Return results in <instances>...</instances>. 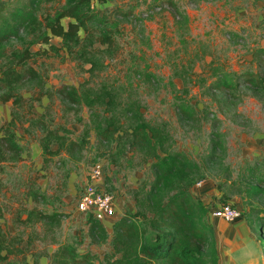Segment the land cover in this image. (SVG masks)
<instances>
[{"label": "rangeland", "instance_id": "374dc122", "mask_svg": "<svg viewBox=\"0 0 264 264\" xmlns=\"http://www.w3.org/2000/svg\"><path fill=\"white\" fill-rule=\"evenodd\" d=\"M64 1L44 2L43 9ZM94 6L120 21L117 54L92 71L63 47L33 44V50H48L28 59L44 87L29 82L19 102H0V133L13 120L22 147L18 158L0 161V264H51L53 251L68 241L81 253L113 252L114 223L147 205L156 158L125 145L126 136L99 139L94 125L113 120L118 136L131 129L137 110L162 130L159 153L180 151L195 160L219 194H230L227 201L242 209L264 245V0H107ZM52 42L61 46L62 38ZM23 47L16 36L4 42L0 67ZM222 81L232 84L219 86ZM68 85L77 86L81 104L64 97L60 89ZM97 97L101 102L93 107L86 101ZM186 104L193 117L181 109ZM44 138L59 152L45 154ZM98 163L102 187L117 202L116 214L103 222L106 241L93 228L96 218L77 206ZM163 230L149 226L146 241L156 243Z\"/></svg>", "mask_w": 264, "mask_h": 264}, {"label": "trees", "instance_id": "16d2710c", "mask_svg": "<svg viewBox=\"0 0 264 264\" xmlns=\"http://www.w3.org/2000/svg\"><path fill=\"white\" fill-rule=\"evenodd\" d=\"M51 1L0 0V47L12 36L24 43V47L13 50L0 67V102L11 99L19 102L22 98L20 89L29 82L44 87L45 80L40 71L28 59L48 50H33V44L49 43V49L56 51L63 47L79 64L90 63L92 71L101 66L105 58L114 57L119 51L116 39L120 29L119 19L102 14L94 6L96 1L107 0H65L52 11L48 7L43 9V3ZM64 17L71 20L65 24ZM53 36L62 38L61 46L52 42ZM218 83L226 87L232 84L227 81ZM60 91L71 102L81 104L82 97L77 86H63ZM86 101L91 107L101 102L99 97ZM181 109L187 116L193 117L194 110L190 105H182ZM141 115L139 110L134 111L131 129L118 136L115 133L119 125L113 120L106 126L97 121L94 128L101 140L112 143L126 136L125 145L127 142L129 147L135 146L156 158L157 177L147 194V205L135 212L125 213L114 223L112 253L103 257L91 251L81 253L74 241L62 242L51 254V264H220L213 228L207 220L215 204H206L195 196L194 190L196 182L201 179L206 181L207 177L199 173L200 165L184 152L160 154L158 147L164 145L162 130L141 119ZM13 124V120L10 121L0 133V161L20 156L22 147ZM42 142L45 154L59 152L50 147L47 138ZM219 187L223 185L219 183ZM254 190L262 191L258 186H254ZM229 199L227 192L221 195L223 202ZM103 222L96 218L93 228L103 232L102 240L106 241L108 231ZM149 226L164 229L162 238L154 244L145 238Z\"/></svg>", "mask_w": 264, "mask_h": 264}, {"label": "crops", "instance_id": "0c3cea01", "mask_svg": "<svg viewBox=\"0 0 264 264\" xmlns=\"http://www.w3.org/2000/svg\"><path fill=\"white\" fill-rule=\"evenodd\" d=\"M195 194L206 204L221 202L219 189L206 180L201 187L194 186ZM212 225L220 264H264V245L261 235L247 217L229 221L213 212L207 216Z\"/></svg>", "mask_w": 264, "mask_h": 264}, {"label": "built area", "instance_id": "2783aa9c", "mask_svg": "<svg viewBox=\"0 0 264 264\" xmlns=\"http://www.w3.org/2000/svg\"><path fill=\"white\" fill-rule=\"evenodd\" d=\"M103 168L101 164H95L89 174L90 181L84 186L78 200V209L95 218L105 221L116 214L117 202L114 193L102 187L101 178ZM205 179L196 182L197 187H201ZM215 216L232 221L242 216V209L230 202H219L212 208Z\"/></svg>", "mask_w": 264, "mask_h": 264}]
</instances>
